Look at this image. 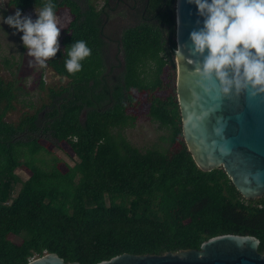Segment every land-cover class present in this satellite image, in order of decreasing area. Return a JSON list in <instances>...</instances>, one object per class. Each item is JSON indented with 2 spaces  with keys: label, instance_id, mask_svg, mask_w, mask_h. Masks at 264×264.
Returning <instances> with one entry per match:
<instances>
[{
  "label": "trees",
  "instance_id": "1",
  "mask_svg": "<svg viewBox=\"0 0 264 264\" xmlns=\"http://www.w3.org/2000/svg\"><path fill=\"white\" fill-rule=\"evenodd\" d=\"M45 2L9 5L26 14ZM54 3L73 22L46 66L68 83L48 85L42 73L36 101L16 63L5 62L10 77L0 73V264L47 253L79 264L163 256L223 235L256 237L264 254V197H243L223 168L202 171L186 141L178 0H133L129 25L115 22L118 0ZM80 39L91 55L68 73V48ZM145 110L167 132L148 149L127 136Z\"/></svg>",
  "mask_w": 264,
  "mask_h": 264
},
{
  "label": "water",
  "instance_id": "2",
  "mask_svg": "<svg viewBox=\"0 0 264 264\" xmlns=\"http://www.w3.org/2000/svg\"><path fill=\"white\" fill-rule=\"evenodd\" d=\"M201 21L200 24L197 21ZM197 6L178 0V99L186 141L202 171L223 168L246 199L264 197V93L245 91L225 96L201 83L196 68L203 56L193 50L190 32L202 26ZM183 72V77H182ZM260 239L223 235L204 242L200 249L163 256L123 254L105 264H264ZM28 264L66 263L47 253Z\"/></svg>",
  "mask_w": 264,
  "mask_h": 264
},
{
  "label": "clouds",
  "instance_id": "3",
  "mask_svg": "<svg viewBox=\"0 0 264 264\" xmlns=\"http://www.w3.org/2000/svg\"><path fill=\"white\" fill-rule=\"evenodd\" d=\"M189 2L197 6L198 15L203 18L202 26L189 34L193 50L203 56L202 64L196 68L200 82L225 96L245 91L252 95L264 93V0ZM35 11V19L22 14L19 8L7 16L0 13V27L6 23L14 32L22 33L27 54L43 67L60 50L58 37L62 27L54 0H46ZM91 51L83 39L72 42L64 60L67 72L80 71Z\"/></svg>",
  "mask_w": 264,
  "mask_h": 264
},
{
  "label": "rangeland",
  "instance_id": "4",
  "mask_svg": "<svg viewBox=\"0 0 264 264\" xmlns=\"http://www.w3.org/2000/svg\"><path fill=\"white\" fill-rule=\"evenodd\" d=\"M119 3H123L121 6L119 14H127V17H121L119 14L115 17V22L121 21L122 24H132L133 18L132 13L135 15V12L129 10L133 7V0H118ZM10 0H0V13L4 16L14 13L16 10L11 8ZM127 10V11H126ZM26 14H29L36 18V11H29ZM130 18V19H128ZM58 24L62 27L60 35L58 37L59 44L61 45L63 39L66 35V29L70 26L71 22H73V17L71 13L64 12L61 17H57ZM20 32H14V29L8 24L4 23L2 27H0V73L2 76L10 77V70L5 64L6 60L16 63L15 71L18 73V76L24 80L27 88L35 94L33 100H39V88L37 86V82H39L42 73L45 74L44 80L48 85L51 86H65L68 81L62 80L60 77L56 76L51 69L47 66H40L37 64L33 57L27 54V49L23 45L21 41ZM20 68V71L17 70ZM15 78V77H14ZM177 85V84H176ZM177 87V86H176ZM170 93H165V96ZM16 119V116L12 117ZM163 135H167L165 129L161 128L158 123L151 121L149 118L147 110L142 112L140 120L137 123V127L127 131V136L131 139V141L142 149H148L155 144L159 143L160 138ZM70 165L75 166L76 162L70 157L66 156L63 152H59ZM25 180L29 179V176L26 172H18Z\"/></svg>",
  "mask_w": 264,
  "mask_h": 264
},
{
  "label": "bare ground",
  "instance_id": "5",
  "mask_svg": "<svg viewBox=\"0 0 264 264\" xmlns=\"http://www.w3.org/2000/svg\"><path fill=\"white\" fill-rule=\"evenodd\" d=\"M182 77H183V72H182ZM184 78V77H183Z\"/></svg>",
  "mask_w": 264,
  "mask_h": 264
}]
</instances>
